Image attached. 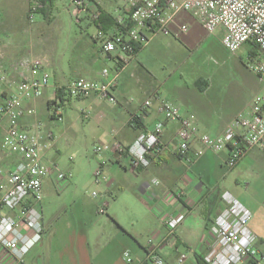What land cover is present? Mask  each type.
I'll return each instance as SVG.
<instances>
[{
	"label": "crops",
	"instance_id": "obj_1",
	"mask_svg": "<svg viewBox=\"0 0 264 264\" xmlns=\"http://www.w3.org/2000/svg\"><path fill=\"white\" fill-rule=\"evenodd\" d=\"M116 1L102 0L103 10L113 19L117 14L111 12V7L115 6ZM0 2L4 12H11L18 3H22L23 12H27V0ZM178 22L187 24L188 31L178 34L177 28H174L178 36H171L181 40L180 42L188 48H196L212 35L188 12L180 13ZM95 27L99 26L95 24ZM113 28L115 25L107 30ZM217 35L222 41L223 30H218ZM3 43L8 41L5 39V32L0 31V44ZM80 49L82 51L74 52L75 57L69 63L64 64L62 59L56 62V59L50 64L49 71L55 78L54 97L46 99L44 94L42 98L29 102V106L33 107L36 113L23 119L22 124L26 129H31L37 122H43L48 116L47 131L63 129V133H68L80 121L84 123L83 130L86 132L87 142L93 140L95 146L115 141L129 145L144 127H151L156 121L163 119V115L158 112L159 102L154 98L144 123L136 126L130 122L131 115L138 105L152 98L154 93L170 99L160 92L159 86L162 82L159 75L145 58L143 59L144 50L156 53L160 50L157 43L150 41L123 70L114 91L117 103L98 94L77 99L80 113L78 112L75 120L70 124L59 123L53 113L59 108L64 119V104L68 102L73 105L74 100L65 98L61 101L57 97L56 88L67 86L78 77L102 79V71L108 68L112 72L118 63L114 55L102 53L95 40H87ZM4 51L0 47V65L8 73V82L4 87L9 91L17 85L18 80L13 79L14 66L4 58ZM174 57L176 55L171 56L172 59ZM250 100L240 107H232L223 114L196 111L195 119L200 131L212 135L222 133ZM181 109L185 115L193 112L189 104ZM83 110L89 113L87 119L82 116ZM178 128L177 121L165 122L162 135L164 147L147 168L133 171L130 155L104 151L97 153V160L89 162L90 170L84 174L83 161L61 166L63 157L57 158L53 152L60 137H56L53 132L54 137L48 142L45 150V161L48 164H59L62 171L72 174V177L66 181L57 180L55 174L45 178L44 199L41 204L43 236L26 255L24 264H146L145 257L151 240L158 244L164 264H203L200 259L203 260L212 239L211 225L226 207L223 195L229 191L220 181L227 176L225 160L229 151L216 153L207 150L189 164L176 154ZM3 132L4 128L0 127V141ZM77 133L75 132V136ZM200 145L199 141H195L192 153ZM15 161V156L6 153L1 165L6 168ZM98 168L103 169L105 178L95 184L92 172ZM92 186L98 188V191L93 190L98 192V196L89 192ZM104 200L108 201L107 213L100 214L99 207ZM180 213L186 215L184 222L178 227L175 238L165 241L168 233L165 221ZM250 228L257 236L258 247L264 252L263 222H257L252 217ZM126 251L131 253L132 262L125 258ZM182 254H186V259L180 262ZM1 257L7 264H15V260L0 247Z\"/></svg>",
	"mask_w": 264,
	"mask_h": 264
},
{
	"label": "built area",
	"instance_id": "obj_2",
	"mask_svg": "<svg viewBox=\"0 0 264 264\" xmlns=\"http://www.w3.org/2000/svg\"><path fill=\"white\" fill-rule=\"evenodd\" d=\"M28 1V18L34 20L44 7L42 0ZM115 6V28L105 30L98 27L93 38L102 53L114 55L117 66L111 72L102 71V79L78 77L62 88L65 98L80 99L98 94L102 98L117 103L114 94L120 76L136 54L146 47L158 34L175 35L186 33L188 25L178 22L182 12H188L196 18L209 34L223 30V45L230 51H237L245 43L253 42L259 48V57L251 65L259 77L263 92L256 94L251 101L232 119L225 130L212 135L201 132L193 116L185 115L174 101L154 93L138 105L132 113L130 122L136 126L144 123L152 99L158 100V112L163 119L151 127H144L135 140L124 145L118 141L104 143L95 147V152L104 151L131 156V169L137 171L149 167L161 153L164 144L162 135L166 121H177L176 154L192 164L207 150L220 153L228 150L226 167L234 169L253 149L264 152V0H121ZM70 12L77 23L88 16L91 22H99L102 12V0H73ZM95 23V24H96ZM177 28L178 34H175ZM50 58L48 55L27 56L20 59L15 68L19 77L12 89L4 87L8 82L7 71L0 66V127L4 132L0 141V247L15 260V264H24L26 255L42 239L44 224L41 204L44 199V181L51 174L57 180L66 181L72 177L62 171L58 164L45 161V150L53 139L52 131L43 128V122H37L26 129L22 122L26 116L36 111L29 102L42 98L50 84ZM53 116L60 120L63 113L59 108ZM83 118L89 113L82 111ZM195 141L200 147L192 153ZM10 153L16 161L3 168V156ZM105 178L102 168L95 172L96 182ZM98 196V192L93 193ZM226 207L217 215L211 225L212 239L203 259L207 264H264V252L257 245V236L250 228L251 211L231 193L223 195ZM108 201L99 207L100 214H106ZM186 215L180 213L165 221L167 235L165 241L176 236L178 227ZM125 258L132 262L129 251ZM186 259V254L179 258ZM146 264H164L158 244L150 241L147 249ZM0 264H7L0 258Z\"/></svg>",
	"mask_w": 264,
	"mask_h": 264
},
{
	"label": "rangeland",
	"instance_id": "obj_3",
	"mask_svg": "<svg viewBox=\"0 0 264 264\" xmlns=\"http://www.w3.org/2000/svg\"><path fill=\"white\" fill-rule=\"evenodd\" d=\"M72 2L54 0L48 5L44 4L34 20L28 18V6L27 12H23L22 3H18L11 12H4L0 2V31L5 32L8 41L0 44V47L6 52L4 58L14 66V80H19L15 65L23 57L46 54L50 64L56 59V62L62 59L65 64L73 60L75 51H82L80 46L84 42L94 40L96 22H91L86 16L87 21L84 18L80 24L77 23L70 12ZM118 3L122 4V1L117 0L115 6ZM115 6H112L113 9L111 7V12H115ZM151 41L159 45V52L144 50L142 55L160 77V92L181 108L189 104L193 111L189 115L194 119L196 111L223 114L263 92L259 77L250 68L259 57V49L252 42L233 52L223 45L217 32L196 48H188L181 40L165 34H158ZM172 55L176 57L172 59ZM203 82L208 86H203ZM54 83L55 78L51 76L45 91L46 99L54 97ZM73 100V105L68 102L64 104L62 110L66 112L65 118L57 119L59 123L70 124L75 120L80 104L79 100ZM48 121L49 117L46 116L43 120L46 131L49 129ZM83 126L84 123L79 121L68 133H63V129L53 130L55 136L60 137L53 152L57 158L63 157L61 166L83 161L82 174L90 170V161L97 160L95 142H87ZM75 132H78L77 136ZM58 167L62 170L59 164ZM226 170L227 176L220 184L251 211L257 222L264 224V153L253 149L238 167ZM95 172L93 170L92 177L96 184ZM93 190L98 191V188L92 186L89 192L94 193Z\"/></svg>",
	"mask_w": 264,
	"mask_h": 264
},
{
	"label": "trees",
	"instance_id": "obj_4",
	"mask_svg": "<svg viewBox=\"0 0 264 264\" xmlns=\"http://www.w3.org/2000/svg\"><path fill=\"white\" fill-rule=\"evenodd\" d=\"M44 2V4H49L50 2L54 1V0H42ZM97 26L103 28V29H108L109 27L111 26H114L115 25V20L113 19V17H111L110 15H108L106 13V11H103L102 12V15L100 17V21L96 23ZM253 43V42H252ZM255 47L258 48L257 44L253 43ZM259 49V48H258ZM205 85V82H203V86ZM56 93H57V97L59 99H61V101H64L65 99V94L63 92V89L62 88H56ZM201 260V263L203 261V264H207L205 262V260L203 259H200Z\"/></svg>",
	"mask_w": 264,
	"mask_h": 264
}]
</instances>
